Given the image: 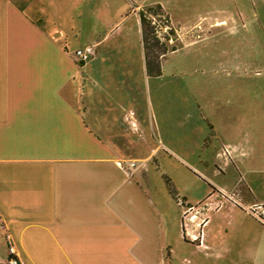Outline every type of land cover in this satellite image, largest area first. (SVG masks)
Returning a JSON list of instances; mask_svg holds the SVG:
<instances>
[{"label":"crops","instance_id":"1","mask_svg":"<svg viewBox=\"0 0 264 264\" xmlns=\"http://www.w3.org/2000/svg\"><path fill=\"white\" fill-rule=\"evenodd\" d=\"M26 1L0 0V263L12 245L21 264H264V224L231 226L236 208L182 211L149 158L130 156L135 94L113 89L106 60L75 57L139 0L115 12L110 0ZM233 145L259 152L242 194L264 201V142Z\"/></svg>","mask_w":264,"mask_h":264},{"label":"rangeland","instance_id":"2","mask_svg":"<svg viewBox=\"0 0 264 264\" xmlns=\"http://www.w3.org/2000/svg\"><path fill=\"white\" fill-rule=\"evenodd\" d=\"M127 2L110 0V10H125ZM139 10L157 34L153 54L165 51L159 76L146 72ZM114 14L116 24L98 40L91 61L106 60L101 65L113 89L135 94L130 113L131 120L141 118V147L130 136V156L149 158L155 182L172 201L185 203L182 211L190 203L209 218L236 208L241 213L230 217L231 226L244 214L255 219L236 201L250 204L242 190L259 152L240 158L233 144L250 138L259 148L264 142V0H139ZM120 56L129 58L111 60ZM133 121L136 131L139 119ZM179 207L171 210L179 213Z\"/></svg>","mask_w":264,"mask_h":264},{"label":"built area","instance_id":"3","mask_svg":"<svg viewBox=\"0 0 264 264\" xmlns=\"http://www.w3.org/2000/svg\"><path fill=\"white\" fill-rule=\"evenodd\" d=\"M96 53V48L94 45H86L83 47H79L75 49L74 54L75 57L78 59L80 62H87L90 60ZM136 164L135 162H129L128 166L134 167ZM228 197L231 198L232 200H235L234 194H228ZM178 203L181 205H184L185 203L178 198L177 199ZM238 204L244 207L245 211L249 213L251 216H253L255 219L260 221L261 223L264 224V201L261 202H253L250 203L249 205H244L243 203L239 201H236ZM191 207H188V210H191ZM196 215H191L190 219H195ZM9 254L12 256H8L7 262L9 264H21L18 257L15 255V251L12 245H9Z\"/></svg>","mask_w":264,"mask_h":264},{"label":"trees","instance_id":"4","mask_svg":"<svg viewBox=\"0 0 264 264\" xmlns=\"http://www.w3.org/2000/svg\"><path fill=\"white\" fill-rule=\"evenodd\" d=\"M159 7V5L157 6ZM151 9V8H150ZM139 17L140 21L142 23V40L145 48V66H146V72L150 76H159L161 75V66L159 62V56L165 53V51L153 54L154 48L157 47L159 44L157 40V34L155 33V29L153 26H151L150 20L146 17L143 10H139ZM152 55V56H151ZM167 183L169 184L168 187L170 189V182L167 179ZM172 191V190H171ZM172 193H174L172 191ZM174 195H176L174 193ZM12 255L9 254V257ZM3 264V263H0ZM4 264H9L8 262Z\"/></svg>","mask_w":264,"mask_h":264}]
</instances>
